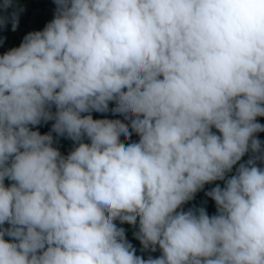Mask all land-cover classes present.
Here are the masks:
<instances>
[{
  "label": "clouds",
  "instance_id": "1",
  "mask_svg": "<svg viewBox=\"0 0 264 264\" xmlns=\"http://www.w3.org/2000/svg\"><path fill=\"white\" fill-rule=\"evenodd\" d=\"M53 1L0 53V264H264V0Z\"/></svg>",
  "mask_w": 264,
  "mask_h": 264
},
{
  "label": "trees",
  "instance_id": "2",
  "mask_svg": "<svg viewBox=\"0 0 264 264\" xmlns=\"http://www.w3.org/2000/svg\"><path fill=\"white\" fill-rule=\"evenodd\" d=\"M25 6L24 12H22L19 16L18 25L15 30H12L11 23L9 22L3 27H0V53L3 54L4 51L8 50L11 47L18 46L21 42L23 36L28 31L41 29L44 24L52 18L53 10L55 8V4L53 0H19ZM111 108V106L109 107ZM262 124H264V117H257ZM111 122H119L122 123L118 118L110 121ZM51 121L36 125L35 127L41 132H47L50 129ZM256 135L264 140V131L256 133ZM131 140H136L138 137L133 134L130 137ZM121 143H127L126 141H121ZM55 146L59 148V150L67 154L72 146V141L65 137H60L58 141H56ZM5 183H8L6 180ZM207 190V189H206ZM200 191L195 193L194 198L191 201H188L183 207L187 209L190 206H204L207 212L211 215L215 212L214 201L210 197L205 196V191ZM125 227L126 238L133 244V246L137 249V254H141L142 256L152 255L153 257L159 255V250L156 252H140V244L139 241L132 235L133 229L127 225L126 223L122 225Z\"/></svg>",
  "mask_w": 264,
  "mask_h": 264
}]
</instances>
